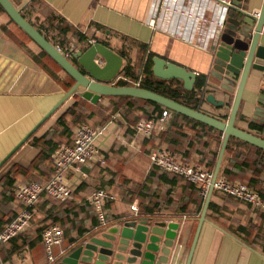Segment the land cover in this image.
Returning a JSON list of instances; mask_svg holds the SVG:
<instances>
[{"label":"crops","instance_id":"0c3cea01","mask_svg":"<svg viewBox=\"0 0 264 264\" xmlns=\"http://www.w3.org/2000/svg\"><path fill=\"white\" fill-rule=\"evenodd\" d=\"M14 1L33 21H42L52 11L87 35L90 46L102 40L119 55L124 51L133 66L131 80L142 74L150 53L194 71L196 79L205 74L207 85L200 91L201 111L220 119L230 113L235 93L221 88V82L212 74L219 46L216 35L238 12L234 9L227 12L223 28L214 24L212 21L220 18L223 9L220 0ZM263 1L252 0L248 12L259 11ZM4 10L0 8V228L23 207L16 189L31 181L45 182L50 178L55 149L59 144L70 143L78 126L71 115L70 135H65L57 125L58 117L74 104L75 98L71 97L31 133L69 90L65 84L68 78L65 70L42 53L40 46L24 35ZM249 21L254 28V20ZM68 35L67 41L59 42L58 47L73 53L82 51L84 45L79 44L72 31ZM72 57L73 54L69 58ZM126 62L123 57V67ZM119 74H124L123 68ZM209 93L224 100L225 105L211 104L206 100ZM261 99L264 100V70L253 69L236 124L264 137V127L254 114ZM79 101L86 117L81 122L98 127L107 125L98 141L107 162L68 172L66 181L74 191L71 199L61 202L42 196L30 227L9 242L0 243V264H49L42 233L54 220L65 228V241L56 251L67 250V256L84 238L99 237L123 227L126 219L136 217L179 223L168 264H186L207 196L187 180L153 168L150 153L154 148L166 147L185 162L214 165V170L224 134L171 110L163 128L147 139L131 127L145 117L142 103L125 111L123 107L115 110L120 104L117 97L103 96L92 102L80 95ZM251 123L257 128L251 127ZM28 134L26 142L18 146ZM45 135L51 145L44 143ZM234 150L237 159L231 161L234 151L226 153L220 169V174L224 168L231 173L221 176L248 182L264 197V154L241 142L235 143ZM96 188L116 195L106 206L109 216L106 227H99L95 212L87 203V196ZM133 203H137V211L131 209ZM190 264H264V210L214 189Z\"/></svg>","mask_w":264,"mask_h":264},{"label":"water","instance_id":"95a60500","mask_svg":"<svg viewBox=\"0 0 264 264\" xmlns=\"http://www.w3.org/2000/svg\"><path fill=\"white\" fill-rule=\"evenodd\" d=\"M242 2L237 0L229 6L228 12L234 9L238 13L236 17H231L230 24L216 35L219 46L215 53L214 73L212 75L221 82V88L227 92L235 93L228 118L220 119L141 86L112 84V80L123 68L121 55L98 42L89 46L85 51L74 52L73 58L77 61L75 63L23 16L21 9L17 7L14 0H0V4L14 22L75 80L74 85L65 92L60 101L44 116L31 133L50 118L69 98L79 94L92 102L98 101L103 96H129L154 101L224 134L214 169L212 185L206 197L203 213L199 219V226L186 264L191 263L200 229L205 221V214L214 191V183L220 174L230 138L235 137L264 150V137L236 124L251 70H264V44L262 43L264 37V1L259 17L248 12L252 0H242ZM249 18L256 23L254 28H252ZM97 58L99 59L97 60ZM153 72L156 77L161 79L175 78L183 81L187 90L193 89L197 76L194 71L159 56L154 57ZM206 100L216 106L225 105V101L218 99L214 93H209ZM259 105L254 114L255 118L259 119L258 124L264 127V100L261 99ZM29 134L18 146L26 142ZM178 227L179 223L172 221L167 224L155 220L154 217L126 219L123 227L113 228L99 237L84 238L58 264H79L80 262L81 264H168ZM82 253L83 256H81Z\"/></svg>","mask_w":264,"mask_h":264},{"label":"built area","instance_id":"2783aa9c","mask_svg":"<svg viewBox=\"0 0 264 264\" xmlns=\"http://www.w3.org/2000/svg\"><path fill=\"white\" fill-rule=\"evenodd\" d=\"M177 2V0H174ZM223 9L216 23L223 28L231 0H221ZM252 15L259 17V11H253ZM202 20L208 21L204 16ZM155 26L154 21L151 23ZM264 29V27H263ZM59 48V47H58ZM61 50V48H59ZM62 51V50H61ZM67 57L74 54L71 50L62 51ZM142 74L136 80H131L124 74H118L112 84L119 81H130L135 86H140ZM171 116V110L166 108L158 119L142 118L132 124L133 130L144 138H151L159 128H163ZM116 117H112L114 120ZM111 120V122H113ZM107 125L98 127L89 123L78 125L74 130L71 143L59 144L53 154L54 172L45 182L31 181L20 185L16 189V195L22 202V209L0 228V243H7L13 238L25 232L33 222L36 205L42 196H47L57 201H67L73 196V189L68 185L66 176L71 169L83 171L90 164L104 165L107 160L102 152L98 141L104 135ZM151 166L161 172L181 177L195 185L203 196H207L212 185L214 170L198 163L185 162L174 152L166 147L154 148L150 153ZM214 189L226 195L232 196L240 201L251 204L255 208L264 210V197L249 184L239 181H231L225 177L218 176L214 183ZM116 199V195L104 188H96L87 196V203L95 212L99 227L109 224L107 214V203ZM131 209L137 211V203L131 205ZM64 241V230L59 224L47 226L42 233V243L45 248L49 264H57L66 256L67 250L57 252V247Z\"/></svg>","mask_w":264,"mask_h":264},{"label":"trees","instance_id":"16d2710c","mask_svg":"<svg viewBox=\"0 0 264 264\" xmlns=\"http://www.w3.org/2000/svg\"><path fill=\"white\" fill-rule=\"evenodd\" d=\"M33 5H34V3L31 4V7H33ZM0 8L4 10V8L2 7L1 4H0ZM21 13L50 42H52L57 47H58V45H60L59 42L60 43H64L65 41H67V39L69 38V35H68L69 31H72V33L77 37V39L79 41V44L84 45V47L81 48L82 51H85L88 48V46H90L89 45L90 43H88L89 40H88V36L87 35L81 33L80 31L75 30L65 19H63L62 17L57 16L52 11H50L49 14L47 15V17L44 18L42 21H39V20L33 21L30 18H28L26 12L21 10ZM10 19L14 22V20L11 17H10ZM19 28L24 33V35H26L31 40H33L20 26H19ZM99 41L107 46V43L105 41H102V40H99ZM85 44H88V45H85ZM41 52L44 53L45 55H48V57H50L51 59H53L42 48H41ZM120 54L124 58L127 59V62H126V64L123 67V73H124L125 76L130 78V77H132L134 75L133 66L131 64V61H130V59L128 58V56L126 55V53L124 51H121ZM153 58H154V53H150L149 56L147 57V60H146V62L144 64V68H143V71H142V80H141L140 86L144 87V88H147V89H150V90H153V91L158 92L160 94H163V95H165V96H167L169 98H172V99H174V100H176V101H178L180 103H183V104H185V105H187V106H189L191 108L201 110L200 109V106L202 105L201 104V100H203V99L201 98L202 96H200V95L203 94V93H201L200 91L207 85V76L205 74L199 75L197 77L196 81H195L194 89L187 90L184 87L183 81H181L179 79H175V78H173V79H161V78L156 77L154 75V72H153V69H152L153 64H154ZM71 59L75 63H77V61L73 57ZM54 62L57 65V67H60L61 69H63L55 60H54ZM65 73L67 75L66 77L68 78V81L65 84H66V87L68 89H70V87L75 83V80L66 71H65ZM132 80H135V79H132ZM117 85H122V86H124V85H132L133 86L134 84L132 82H130V81H119V82H117ZM73 97L75 98L74 104L71 106V108H68L67 110H65L57 119V125H59V126H61L63 128V132H64L65 135H70V132H71V127H70V124H69V121H68V116H70V115L73 116L74 121H76L78 123L77 125H81L83 123H87L86 121L81 122L82 120H85L84 118H86V117H85V114L81 111V108H79L80 95L75 94V95H73ZM109 97H112V96H109ZM116 97L119 99L120 104L118 105V107L115 110H118V109H120L122 107H123V110H125V111L131 110L132 108H134V106L136 104L142 103L144 105V114H145L144 118L158 119L162 115L163 110L166 109V107H163V106L157 104L156 102L150 101V100L133 98V97H129V96H116ZM149 109H150V111H149ZM174 113H176V112H174ZM111 114H110V116H111ZM176 114H178V113H176ZM228 114L229 113H226L224 115L225 119L228 118V116H229ZM185 117H187V116H185ZM193 121L198 123V121H196V120H193ZM199 123H201V122H199ZM204 125H206V124H204ZM250 125L253 128H257V125H255V124L251 123ZM208 128L213 129L210 126ZM45 137H46V135L43 138L44 143L47 144V145H51L52 141L50 139H45ZM236 142L245 143L247 145L255 147L258 151H260V152H262L264 154V150L263 149H261L259 147H256V146H253V145H251V144H249V143H247L245 141H242L240 139H237L235 137H231L230 140H229V143L227 145V148H226V153H231V152L234 151V155H233V158L231 159V161L236 160L237 157H238V154L234 150V145H235ZM54 147H56V146H54ZM205 165H207V164H205ZM213 166L214 165H212V166H208L207 165L205 167H207L209 169H213ZM230 173H231V171L228 168H224L222 170V172H221V174L228 175V176L230 175ZM221 174H220V176H221ZM252 180L253 179H251L250 182H252ZM244 183L250 184L248 182H244ZM54 224H59L63 228V230H64V241H65V228H64V225H62L58 221L54 220V222L50 223L48 226L54 225ZM46 227H44V228H46ZM64 241H63V243H64Z\"/></svg>","mask_w":264,"mask_h":264},{"label":"rangeland","instance_id":"374dc122","mask_svg":"<svg viewBox=\"0 0 264 264\" xmlns=\"http://www.w3.org/2000/svg\"><path fill=\"white\" fill-rule=\"evenodd\" d=\"M112 115V114H111Z\"/></svg>","mask_w":264,"mask_h":264}]
</instances>
